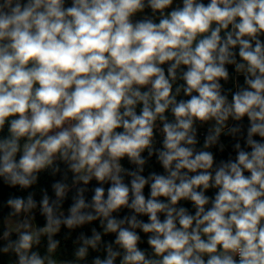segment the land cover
Returning <instances> with one entry per match:
<instances>
[{"label":"clouds","instance_id":"obj_1","mask_svg":"<svg viewBox=\"0 0 264 264\" xmlns=\"http://www.w3.org/2000/svg\"><path fill=\"white\" fill-rule=\"evenodd\" d=\"M0 184V264H264V0H0Z\"/></svg>","mask_w":264,"mask_h":264},{"label":"trees","instance_id":"obj_2","mask_svg":"<svg viewBox=\"0 0 264 264\" xmlns=\"http://www.w3.org/2000/svg\"><path fill=\"white\" fill-rule=\"evenodd\" d=\"M224 142L226 144H229L230 145V140H228L227 138L224 139ZM230 150V149H229ZM228 154V150L225 151L224 155H227ZM218 158H220V154L218 153L217 154ZM125 166L127 167V163H125ZM153 170H156V171H159V167L158 165H155L154 163L150 162V167L146 168V173L149 172V171H153ZM60 177L57 176V177H50L48 175H43L41 177V180L39 182V185L34 188V191L36 192V198L39 199V196H40V189L41 188H47L48 191H49V194L51 195L52 192H51V184L54 182V180L56 179H59ZM145 194L147 195L148 194V190L147 188L145 189ZM10 195H25L24 192H20V191H15V190H12L10 188H8L7 186L5 185H2L0 184V206L4 205V203L6 202V200L8 199V197ZM89 197L91 196V192L88 193ZM68 203H70V201L66 202L65 203V208L68 206ZM9 210L6 208V207H3L2 210H0V216H3V217H6L7 216V212ZM127 211L128 210H124L121 215L123 214H127ZM38 223L40 225H43L44 223V220L42 217H39L38 216ZM93 226H96L95 224ZM85 232H89V229L86 227L84 229ZM66 233H67V230L66 229H62L61 233L58 234L57 238L61 240V243H62V248H63V253L61 255V258H71V253L73 251V245H72V239L75 238V235L76 233H73L72 236H66ZM10 257H3V260L4 261H7L9 260Z\"/></svg>","mask_w":264,"mask_h":264}]
</instances>
